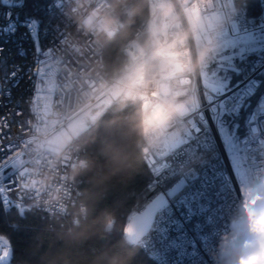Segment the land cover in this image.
<instances>
[{"label":"snow or ice","instance_id":"snow-or-ice-1","mask_svg":"<svg viewBox=\"0 0 264 264\" xmlns=\"http://www.w3.org/2000/svg\"><path fill=\"white\" fill-rule=\"evenodd\" d=\"M27 0H0V33L14 36L19 28L27 30L35 48V63L41 67L34 73V95L31 109L41 107L45 96L55 88L52 73L47 70L55 49L42 50L41 32L52 35L55 44L64 38L65 27L62 0H33L30 11L21 12ZM231 5V0H208L203 7L194 5L189 20L196 25L197 47L214 31L218 14ZM7 42V41H5ZM4 48L0 45V53ZM18 54L23 56L22 48ZM6 59L0 57V65ZM19 66L0 78V96L11 100L10 78H15ZM31 72V69H29ZM200 101L185 116L188 125L183 134H168L156 156L145 165L154 177L145 187L152 193L142 210L126 217L121 237L139 249L151 264H211L210 253L221 232L220 222L228 220L239 201L241 186L251 185L264 172V0H253L241 10L229 25L216 33L215 48L198 76ZM18 83V81H16ZM155 95V94H154ZM207 113V116L205 115ZM22 111L0 115V205L5 211L15 207L22 218L38 207H26L29 199L21 194L23 172L16 152L25 120L13 121ZM211 119V125L209 124ZM215 128V134L212 128ZM227 156L230 174L222 165L216 137ZM13 153H16L13 155ZM194 160H199L193 164ZM114 221H109V230ZM225 224L224 230L227 229ZM17 229L15 223L9 224ZM13 249L0 234V264H10ZM227 255V253H226Z\"/></svg>","mask_w":264,"mask_h":264},{"label":"clouds","instance_id":"clouds-1","mask_svg":"<svg viewBox=\"0 0 264 264\" xmlns=\"http://www.w3.org/2000/svg\"><path fill=\"white\" fill-rule=\"evenodd\" d=\"M192 7L189 0H74L69 15L78 29L95 37L103 46L120 36L127 40L128 29L137 20L145 21L143 33L134 41L138 55L129 58L112 74L102 79L87 97L103 96L106 107L92 110L87 100L85 116L96 128L99 117L111 112L103 122L104 139L101 154L103 163L79 161L71 170L70 179L88 172L89 188L81 193L79 207L70 222L61 224L56 232L65 242V249L55 256L42 257L47 264H77L73 250L81 248L93 238H106L110 232L109 221H114L110 207H102L106 193L121 180V173L130 167L125 147L112 139L136 138V147L141 155L155 149L162 136L176 126L199 103L193 91V78L206 64L215 48V35L200 47L193 48L191 41L196 25L189 22ZM224 21L215 25L218 32ZM155 94V95H154ZM131 107L133 111L125 112ZM82 125H78L59 138H53L56 151L51 167L70 154L78 151L76 143ZM176 128V134L184 131ZM95 131V129H94ZM95 137H93V140ZM48 143L47 139L43 141ZM87 141H85L86 143ZM39 173V168L34 169ZM55 173L44 172L41 182L51 184ZM241 209L245 216L246 238L234 237L235 260L233 264H264V180L251 188L241 190ZM62 199L60 192H52L49 201ZM130 246L127 237L117 245L99 252L90 264H130L133 253L126 251Z\"/></svg>","mask_w":264,"mask_h":264},{"label":"built area","instance_id":"built-area-1","mask_svg":"<svg viewBox=\"0 0 264 264\" xmlns=\"http://www.w3.org/2000/svg\"><path fill=\"white\" fill-rule=\"evenodd\" d=\"M243 1L245 0H231V5L218 14V19L214 21V31L210 35L216 36V33L229 25L234 17L243 10L241 6ZM207 2L208 0H189V6L203 7ZM73 3L74 0H62L65 27L63 29L64 38L60 44L54 43L52 35H45L43 31L41 32L40 44L42 50H47L50 47L55 49L54 55L49 61V66H47V70L52 73L51 78L55 83V88L51 93L46 94L45 100L42 102L43 106L31 109V115H29V101L34 95V82L39 79L34 73L41 67L35 63L33 41L30 36L22 37V34L27 32L23 27L19 28L14 36L0 33V45L4 48L3 53H0V57L6 59V64L0 65V78H3L5 73L10 74L13 71V65L19 66L20 69L18 75L15 78H10L6 85V87H11V100L9 101L6 96H0V115L10 110L13 112L22 111V116L13 115L11 119L13 121L25 120L28 122L24 129L17 130L13 127V131H19L22 137L21 143L16 149V152L20 154L17 159L22 161L19 169L23 172V176L20 178V191L23 196L29 198L25 202L26 207H38L47 210L46 212L33 209L26 212V214L40 213L63 223L71 221L81 200L82 190L76 180L69 178L71 170L79 161L87 160V158L84 155L85 150L81 146L78 151H71L62 162L57 163L56 167L52 168L51 165L56 151V145L52 143V140L69 133L74 127L82 125L76 141L78 143L80 136L93 126L85 116L87 111L85 108L86 101H92L90 107H92L93 111H96L99 107H106L108 103L103 96L87 97L86 94L91 93L102 79L110 76L104 61V45H98L92 34L78 29L77 24L70 17L69 12ZM103 3L104 0H96V5ZM4 11L5 9L0 7V13ZM14 11L20 12V9H15ZM21 18L23 17L21 16ZM221 20L224 21V26L216 32L215 25ZM4 23L5 21L0 19V24ZM145 27L146 22L140 28L139 33H143ZM191 45L193 48H198L195 43V36H193ZM133 46V49L126 51V54L131 58L138 55L134 42ZM20 48L24 50L25 55L21 56L18 54ZM29 69H31V72ZM200 70L193 78L192 84L193 91L198 95L199 101L200 95L197 81ZM205 115L207 116V113ZM209 124L211 125L210 118ZM187 126L184 117L176 126L170 128L162 136L155 149L142 155L144 162L146 159L157 155L164 138L168 134L176 133L177 127L185 129ZM212 133L215 134L214 127L212 128ZM45 139L48 141L47 144L43 142ZM216 144L219 146V155L223 157L222 165L230 174V165L227 156L223 152V146L220 145L218 136L216 137ZM15 154L13 153V155ZM199 162V160H194L193 164ZM36 168H39V173L34 171ZM49 171L55 173V178L51 184H43L41 182L43 173ZM149 173L151 181L154 177L150 170ZM261 180H264V172L260 174L259 181L254 182V184H259ZM241 190L242 186L239 189V201L231 218L228 220V217L225 216L224 220L220 222L221 232L216 238L214 250L210 253L214 264H233L236 254L231 241L234 237L246 238L245 216L241 209ZM54 191L60 192L62 199L48 202L50 193ZM151 195L152 193H147L146 202ZM10 210L17 209L12 207ZM137 210H142V208L136 205L134 211ZM225 224H228L226 230L223 227ZM205 259H209V264H211L209 256H206Z\"/></svg>","mask_w":264,"mask_h":264},{"label":"trees","instance_id":"trees-1","mask_svg":"<svg viewBox=\"0 0 264 264\" xmlns=\"http://www.w3.org/2000/svg\"><path fill=\"white\" fill-rule=\"evenodd\" d=\"M32 2L33 0H27L25 9L20 10L22 17L23 11H30ZM252 2L253 0H245L241 2V6L244 9L247 4ZM144 23L145 21L137 20L128 29L130 34L127 40L118 36L116 39L104 44V61L109 75L131 58L126 54V51L133 49V42L142 34L139 33V30ZM131 111H133L131 107L125 109L126 113ZM110 115L111 112L109 110V112L99 118V128L93 125L80 136L78 143L85 150L84 155L87 161L103 163L104 157L100 151L102 140L106 135L103 122ZM93 137H95L94 140ZM112 139L125 147L130 165L121 173V180L106 193V198L101 205L102 207L113 209L115 223L111 231L106 234V238H93L81 248L73 250V255L77 258V264H90L91 260L99 252L120 243L122 241L120 233L126 226V217L133 212L136 205H139V208H143L146 203L148 192L145 191V187L150 182V173L145 165L143 156L136 147V138L134 136L127 138L114 136ZM85 141L87 142L85 143ZM91 174V172H88L75 179L82 192L90 187L88 177ZM11 223H15L18 226L17 229L10 227L9 224ZM61 224L63 222L51 219L40 213H27L22 218L18 215L17 210L5 211L3 206L0 205V234L8 239L13 249L10 264H47V259H42V257L55 256L58 252L65 249V242L56 235ZM126 251L133 253L130 264H151V261L143 253L137 255L138 248L127 246Z\"/></svg>","mask_w":264,"mask_h":264},{"label":"rangeland","instance_id":"rangeland-1","mask_svg":"<svg viewBox=\"0 0 264 264\" xmlns=\"http://www.w3.org/2000/svg\"><path fill=\"white\" fill-rule=\"evenodd\" d=\"M200 47V46H199ZM255 186L254 182L251 184V185H246V186H242V189H245V188H251Z\"/></svg>","mask_w":264,"mask_h":264},{"label":"water","instance_id":"water-1","mask_svg":"<svg viewBox=\"0 0 264 264\" xmlns=\"http://www.w3.org/2000/svg\"><path fill=\"white\" fill-rule=\"evenodd\" d=\"M131 54H132V52H131ZM8 240V239H7ZM10 243V242H9ZM10 246H11V244H10ZM12 256H13V254H12ZM12 256H11V258H10V262H11V260H12Z\"/></svg>","mask_w":264,"mask_h":264},{"label":"bare ground","instance_id":"bare-ground-1","mask_svg":"<svg viewBox=\"0 0 264 264\" xmlns=\"http://www.w3.org/2000/svg\"><path fill=\"white\" fill-rule=\"evenodd\" d=\"M134 211V210H133Z\"/></svg>","mask_w":264,"mask_h":264}]
</instances>
